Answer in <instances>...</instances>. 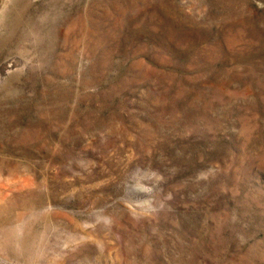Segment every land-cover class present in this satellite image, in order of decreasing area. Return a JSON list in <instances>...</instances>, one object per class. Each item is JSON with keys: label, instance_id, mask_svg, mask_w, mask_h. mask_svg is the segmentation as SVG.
Returning <instances> with one entry per match:
<instances>
[{"label": "rangeland", "instance_id": "1", "mask_svg": "<svg viewBox=\"0 0 264 264\" xmlns=\"http://www.w3.org/2000/svg\"><path fill=\"white\" fill-rule=\"evenodd\" d=\"M0 264H264V0H0Z\"/></svg>", "mask_w": 264, "mask_h": 264}]
</instances>
